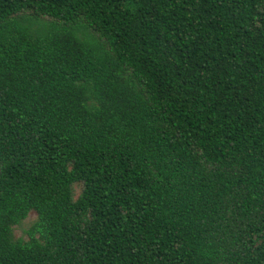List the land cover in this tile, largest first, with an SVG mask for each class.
<instances>
[{
  "label": "trees",
  "instance_id": "1",
  "mask_svg": "<svg viewBox=\"0 0 264 264\" xmlns=\"http://www.w3.org/2000/svg\"><path fill=\"white\" fill-rule=\"evenodd\" d=\"M0 264H264V0H0Z\"/></svg>",
  "mask_w": 264,
  "mask_h": 264
},
{
  "label": "rangeland",
  "instance_id": "2",
  "mask_svg": "<svg viewBox=\"0 0 264 264\" xmlns=\"http://www.w3.org/2000/svg\"><path fill=\"white\" fill-rule=\"evenodd\" d=\"M35 217V214L31 212L20 226L14 228L15 238L27 240L26 231L30 228L32 222L35 220Z\"/></svg>",
  "mask_w": 264,
  "mask_h": 264
}]
</instances>
